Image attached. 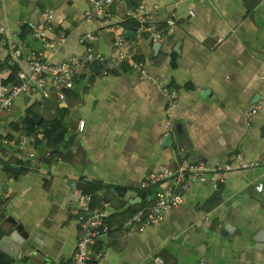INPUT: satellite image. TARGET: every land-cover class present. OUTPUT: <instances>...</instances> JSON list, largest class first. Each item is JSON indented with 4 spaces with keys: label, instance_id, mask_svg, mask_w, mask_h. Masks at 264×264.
<instances>
[{
    "label": "crops",
    "instance_id": "1",
    "mask_svg": "<svg viewBox=\"0 0 264 264\" xmlns=\"http://www.w3.org/2000/svg\"><path fill=\"white\" fill-rule=\"evenodd\" d=\"M140 4L158 8V29L176 19L174 35L159 47L130 36L134 21L122 22ZM90 8L88 0H0L6 30L1 66L11 62L12 48L22 53L18 71L28 70L31 52L58 65L93 47L110 60L116 57L114 33L104 25L118 21L125 48L146 69L140 74L125 64L103 76L92 67L65 91V105L55 96L41 101L37 92L16 98L4 113L0 243L13 222L25 236L19 248L0 249V264H70L81 234L73 213L81 195L93 197L92 210L104 211L112 228L93 248L103 257L89 264H156L155 258L164 264H264V0H125L111 6V20L89 23L84 15ZM47 10L54 29L48 42L66 38L58 49L30 34ZM15 78L10 83H18ZM163 87L177 95L172 109ZM35 115L43 123V143H31L24 130ZM24 138L34 157L17 147ZM195 163L233 170L217 187L210 179L190 182L181 205L165 212L159 227L121 228L155 200L160 186L141 189L150 175Z\"/></svg>",
    "mask_w": 264,
    "mask_h": 264
},
{
    "label": "built area",
    "instance_id": "2",
    "mask_svg": "<svg viewBox=\"0 0 264 264\" xmlns=\"http://www.w3.org/2000/svg\"><path fill=\"white\" fill-rule=\"evenodd\" d=\"M91 2V8L85 13L84 19L91 23L94 20L107 21L111 20L110 8L117 3H125V0H88ZM157 7H148L140 4L138 7L128 9L122 22L131 20L136 23L135 34L139 38H149L154 44H162L171 38L177 27L176 19L171 17L166 20L164 29L156 27ZM195 13L190 12V18H194ZM53 18V11L47 10L42 15V20L30 25V34L37 40L45 43L49 49H58L59 45L65 43L66 38L63 36L57 43L48 42V35L54 31L48 23ZM104 28L113 32V48L116 57L108 59L106 56L89 47L86 52L79 58H74L68 63L58 65H49L48 59L42 52H31L25 59L28 70H20L17 73L18 83H5L4 77L9 72V68L19 66V59L22 57L20 50L13 49L12 60L8 66L0 65V126L4 113L9 112L14 107L15 99L23 95L40 93V100L50 99L53 96L61 105L66 104L65 91L72 90L76 82L84 80V77L90 74V68L97 67L103 76H108L111 71L121 69L128 64L131 69L140 74H146V69L137 58L125 48V36L120 32L121 22L114 21ZM6 30L0 27V37L5 34ZM85 39L90 41L94 39L92 32L86 34ZM4 45H10L4 41ZM162 91L167 95L169 109H172L177 102L175 92H170L168 88L163 87ZM258 109V108H257ZM257 109L251 111L255 114ZM171 117V114H168ZM85 123H78V130L84 129ZM167 133L171 132V125H165ZM30 146V141L26 138L20 140L17 147L26 150ZM247 166V165H246ZM244 166V167H246ZM233 167L227 165L223 168H210L205 163L187 164L181 166L177 171H164L163 173L150 175L142 184L141 189L148 190L152 186H160L156 192L153 203L140 211L127 217L121 225V228L131 233L135 230L143 231L149 227H159L163 221L165 212L178 208L182 203L181 191L187 187L190 182H206L208 179L213 182L214 186L224 183L227 172H231ZM258 192L263 190V184L256 187ZM92 196L81 195L78 199V205L73 212L80 225L81 234L77 239L75 251L70 264H89L92 260H100L103 257L101 252H94L95 243L106 237L111 232V227L107 224V215L101 210H92ZM156 264H164L161 258H155Z\"/></svg>",
    "mask_w": 264,
    "mask_h": 264
},
{
    "label": "trees",
    "instance_id": "3",
    "mask_svg": "<svg viewBox=\"0 0 264 264\" xmlns=\"http://www.w3.org/2000/svg\"><path fill=\"white\" fill-rule=\"evenodd\" d=\"M28 30L24 29V36L28 34ZM11 61V60H10ZM9 72L5 76V83H10L11 81L16 82V74L18 73V67L15 66L13 68H9ZM7 77V78H6ZM43 123L38 119V117L32 116L31 118H27L24 125V130L28 133V137H30L31 143L33 141H38V143H43L45 140V131L43 130ZM44 137V138H43ZM93 200V197H92Z\"/></svg>",
    "mask_w": 264,
    "mask_h": 264
},
{
    "label": "water",
    "instance_id": "4",
    "mask_svg": "<svg viewBox=\"0 0 264 264\" xmlns=\"http://www.w3.org/2000/svg\"><path fill=\"white\" fill-rule=\"evenodd\" d=\"M132 26H134V31H135L136 23L132 22ZM134 33L135 32H132L130 36L133 37ZM157 46L159 47L160 44H158ZM170 138L172 140L171 136ZM172 144H173V140H172ZM13 225H14V230L9 232L7 236H5L0 243V249H2L3 251H7L8 247L19 248L23 244L22 238L25 236V234L21 233V227L18 226L17 223L13 222Z\"/></svg>",
    "mask_w": 264,
    "mask_h": 264
}]
</instances>
